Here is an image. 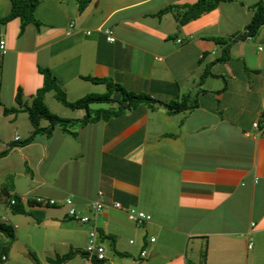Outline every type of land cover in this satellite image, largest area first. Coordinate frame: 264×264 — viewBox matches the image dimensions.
<instances>
[{
    "label": "crops",
    "instance_id": "crops-1",
    "mask_svg": "<svg viewBox=\"0 0 264 264\" xmlns=\"http://www.w3.org/2000/svg\"><path fill=\"white\" fill-rule=\"evenodd\" d=\"M195 1L91 0L83 11L76 0L49 2L50 19L35 16L39 28L21 30L19 17L0 27L8 47L0 57V151L9 148L0 157V188L20 199L24 217L13 231L26 222L46 241V257L73 253L62 264H90L95 254L85 251L88 224L71 219L61 202L38 205L35 197L70 195L87 214L101 191L107 204L151 215L136 224L125 209L99 211L101 264H264V136L253 137L252 128L264 110V24L250 40L245 34L259 0L221 1L179 24L175 14ZM170 5L179 8L159 13ZM39 66L69 101L105 92L104 82L88 78L100 77L189 108L171 113L142 101L69 128L74 136L54 126L18 145L32 132L29 119L3 107L16 105L18 88L32 101L43 84Z\"/></svg>",
    "mask_w": 264,
    "mask_h": 264
},
{
    "label": "trees",
    "instance_id": "trees-1",
    "mask_svg": "<svg viewBox=\"0 0 264 264\" xmlns=\"http://www.w3.org/2000/svg\"><path fill=\"white\" fill-rule=\"evenodd\" d=\"M90 1L91 0H76L78 11H83ZM221 1L225 0H197L194 3L183 5L180 11L178 10L179 6L175 7L170 5L165 7L164 9H161L159 13L176 8L178 12L175 14V16L179 24H184L188 20L198 17L201 13L214 9ZM39 2L40 0H9V11L0 18V22L5 23L11 20L12 18L19 17L21 21V30H23L25 26L29 23H32L39 28L41 22L35 17V9ZM253 9V15L245 33L249 35L255 34L260 28V26L264 24V2L262 0H259L253 6ZM216 40L223 39L217 38ZM38 70L43 75V84L36 90V93L33 95L31 103H26V105L24 106L25 102L23 100L22 90L18 88L15 96L16 105H13L11 107H3V112L5 114L17 113L18 111L22 110V108L28 112V118L32 125V132L28 137L24 138L23 140L16 141L15 144L18 145H25L31 142L39 134H50L54 126H60L62 130L68 131L74 136L75 131L70 130L69 128H72L75 125L84 124L91 119L97 120L101 118H109L123 111L124 108H129L142 101L159 103L161 102L145 93H135L126 90L119 83H115L112 80L100 77L88 78L95 82H104L107 87V90L105 92L88 93L76 99L75 101H69L66 92L61 87V85L57 81L56 76L52 73V71L48 67L41 66L38 67ZM48 91H53L55 99L67 107L73 109H85L87 111V116L82 119H68L53 113L49 110L44 100V96ZM114 92H118L122 96V100L115 99L113 97ZM123 101L127 102L126 105L123 103ZM93 102H116L117 106H109L107 108L95 109V113L94 115H92L89 104ZM161 103L164 104L168 112L171 113L176 112L177 110H182L184 108H189L183 102L178 103L173 101L170 103ZM43 119L49 121L48 125L43 126L41 124ZM8 150L9 148L1 150L0 157L5 155ZM0 190L2 192L4 191V193L7 194L8 186H1ZM19 201V197L15 196V203H10L14 205L16 211L23 212V209L20 208ZM0 229L8 231V233L12 235V228L5 227L0 224ZM80 252L84 254L82 250H80ZM73 255V253L57 255L55 258L51 259V262L54 264H62L63 262L71 258ZM101 261L103 260L98 259L96 255H92L90 264H101Z\"/></svg>",
    "mask_w": 264,
    "mask_h": 264
},
{
    "label": "rangeland",
    "instance_id": "rangeland-1",
    "mask_svg": "<svg viewBox=\"0 0 264 264\" xmlns=\"http://www.w3.org/2000/svg\"><path fill=\"white\" fill-rule=\"evenodd\" d=\"M43 4L39 9L36 10L35 16L50 19V15L46 12V4L56 2L58 6H60V1L64 0H40ZM40 3V2H39ZM9 0H0V18L3 12L9 11ZM43 18V17H42ZM3 23L0 22V27ZM1 36V35H0ZM5 38L3 35L1 36ZM6 40V38H5ZM8 50V47H7ZM23 94V92H22ZM45 103L50 111L53 113L68 119H75L77 117H84L86 112L84 110H77L70 107H67L57 101L54 97L53 91H48L45 94ZM30 99V98H29ZM31 103V102H30ZM27 103V104H30ZM26 103L24 104V106ZM114 106L116 103H108V102H94L90 105V109L92 114L95 113V109L98 108H107L109 106ZM22 114L25 118L24 121L28 117V112L22 108V110L18 111ZM29 119V118H28ZM49 122L46 119L42 120V123ZM23 126V123H21ZM30 126L32 127L30 121ZM43 124V125H45ZM8 183V180L6 181ZM2 197L0 199V207H2V216L3 219L0 220V224L5 227L12 228V235L8 233V231L0 229V264H54L51 262V259L55 258L56 255H49L46 257V249L47 244L44 239H41L35 235V233L31 232V228L26 227V222H19V227L16 229V232L13 231V225L15 224V218L24 217L23 215L17 214L21 213L15 210L13 204L10 203L11 198H14L13 194L7 193L5 194L4 191H0ZM7 201V202H5ZM16 234H18L16 236ZM12 247V248H11ZM50 250V249H49ZM51 251V250H50ZM80 252V249L78 250ZM6 255L8 258L6 260H1V256ZM61 255V254H59ZM79 257H86L82 252L76 253ZM49 259V261L47 260ZM14 260V262L12 261ZM12 261V262H11ZM69 260H66L68 262Z\"/></svg>",
    "mask_w": 264,
    "mask_h": 264
},
{
    "label": "built area",
    "instance_id": "built-area-1",
    "mask_svg": "<svg viewBox=\"0 0 264 264\" xmlns=\"http://www.w3.org/2000/svg\"><path fill=\"white\" fill-rule=\"evenodd\" d=\"M74 30V22L71 21L67 28V33H71ZM88 33L90 31H87ZM103 32L106 34V39L109 41H114L115 36L111 29L105 28ZM251 35L247 34L246 38L248 40L251 39ZM261 48V47H260ZM8 52L7 50V42L5 38L0 36V57H3ZM252 128L254 130L253 137H260L264 136V110L260 117L252 122ZM245 135H250L249 132H245ZM11 203H15V198H11ZM58 202H61L63 205L67 207V215L77 221L80 224H88V237L85 246V250L88 253L95 254L98 259H104L105 250L104 247L97 241V222L96 216L97 213L103 210L105 207H113L117 209H125L128 213L129 217L136 223L142 224L145 221L151 219V215L141 209L135 207H123V205L119 201H114L110 204H107L103 201V193L101 191L98 192V195L95 199L89 201V210L87 214L81 213L74 204V199L72 196L67 195L63 199L58 200L52 197H45V196H36L35 203L38 205H54ZM151 240L153 241L154 238L152 237ZM252 245V241L250 240L248 246ZM145 250H142L141 254L145 255ZM8 257L6 255L1 256V260H6Z\"/></svg>",
    "mask_w": 264,
    "mask_h": 264
}]
</instances>
